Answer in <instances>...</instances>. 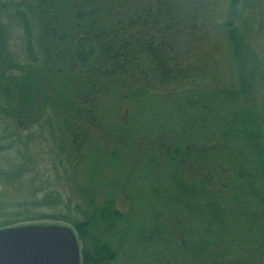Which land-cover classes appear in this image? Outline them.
Wrapping results in <instances>:
<instances>
[{"label":"trees","instance_id":"trees-1","mask_svg":"<svg viewBox=\"0 0 264 264\" xmlns=\"http://www.w3.org/2000/svg\"><path fill=\"white\" fill-rule=\"evenodd\" d=\"M190 1L156 0L150 8L141 6L137 12L144 10L148 16L150 9L154 22L155 14L168 22L150 34L143 31L147 17L100 18L102 13L110 14L109 6H116L115 10L124 0H37L36 8L22 4L25 9L10 2L0 4V16L8 7L15 10V17H4L6 23L0 17V104L4 105L0 114L17 125L13 133L0 137V152L27 147L28 141L23 142L19 132L43 134L49 124L55 134L63 138L68 134L73 149L79 150L97 128L96 102L105 83L118 85L124 98L148 101H157L161 88L175 87L172 91L176 92V86L183 85L184 100L176 108L185 119L183 126L169 143L159 144L165 163L172 168L175 194L192 201L184 209L188 218L198 217L199 223L185 245L181 230H174L167 246L177 254L172 264H244L238 258L224 260V252L232 247L247 251L251 263L258 264L264 257V226L257 223L264 218V104L260 107L256 96H262L264 103V63L238 25L244 11L253 10L258 0H229L227 17L219 13L222 8L214 2L219 0H206L204 10L200 2L201 9L187 8ZM13 18L23 42L21 62L6 47ZM206 25L218 26L227 42L233 72L225 83L221 82L225 63L208 66L207 60L181 57L179 37L184 34L194 40L195 32L202 33ZM207 126L212 130L209 138L198 139ZM194 135L197 146L192 144ZM217 155L226 162H219L215 172H207V178L189 182L180 177L188 162L201 163ZM153 159H149L150 168L155 166ZM20 169L17 176L31 168ZM110 206L107 202L88 209L75 203L70 214L61 192L49 190L32 202L31 209L1 216L0 230L40 221L69 226L79 242L80 264H118V254L106 237L122 216ZM238 220H243L246 230H232L230 226H238ZM100 224L106 228L100 230ZM151 228L144 242L158 236L157 225ZM254 254L260 258L253 259Z\"/></svg>","mask_w":264,"mask_h":264},{"label":"rangeland","instance_id":"rangeland-1","mask_svg":"<svg viewBox=\"0 0 264 264\" xmlns=\"http://www.w3.org/2000/svg\"><path fill=\"white\" fill-rule=\"evenodd\" d=\"M58 1L64 3L66 0ZM8 2L15 7L22 4L37 7V0H0V4ZM154 2L156 0H124L126 7L123 4L113 10L116 6H109L107 8L110 14L102 13L100 18L111 21L112 18L147 17L145 29L139 27L138 30L143 29L150 34L152 30L155 31L168 23L160 14L153 15L156 19L154 22L150 9L147 12L148 16L144 10L137 12L141 6L146 5L150 8ZM199 2L201 8L206 9V0H192L186 3L187 8L195 9L198 6V9H201L197 4ZM214 2L222 8L219 11L222 17L229 16V0ZM127 7L129 11H126ZM8 8L5 9L7 13L0 16L4 23H6L4 17H15L14 8ZM21 8L25 9L23 6ZM242 17L244 20L238 25L246 34V41L255 50L259 60L264 63V0H258L257 6L253 10L244 11ZM216 19L218 20L219 17ZM206 27L202 33H199L200 30L195 32L198 34L194 40L186 38L184 34L179 37L181 57L191 61L207 60L208 66L215 65V62H220L221 65L225 63L227 71L221 79V82L225 83L227 79L231 80V72H233L231 60L229 61L227 56V42L221 34V29H217L218 26L210 28L206 25ZM8 28L7 52L14 60L21 62L23 48L21 32L15 20L8 24ZM210 59H214V62L212 63ZM174 88H161L158 91L160 97L157 101L152 99L148 101L138 100L139 98L134 96H129V99L124 98L118 85L110 83L101 85V94L96 102L97 128L90 132L85 144L79 150L73 149L68 134L64 138L55 134L49 127L50 124L42 129L43 134L31 132L24 135L21 133L25 130L20 131L19 136L23 142L28 141L27 147L21 146L22 148L0 152V220L3 215L31 209L32 202L40 199L49 190L57 189L61 192L70 207V214L73 213L71 209L75 203L90 209L96 206L104 207L108 202L110 207L122 216L113 223V231L106 237L107 242L118 254V264H172L177 260L173 259L177 254H173L171 252L173 250L167 246H170L169 242L175 236L174 230L175 232L181 230L179 235L185 245L191 240V234L199 223L198 217L188 218L184 209L186 203L188 204L187 201H192L175 194L177 189L171 178L172 168L168 166L169 163H165L164 149L159 144L169 143L170 139L175 138L185 121L181 117L182 113L176 111L177 106L184 100L183 85L176 86V92L172 91ZM170 95L171 97H168ZM256 100L262 107L264 104L262 96L257 95ZM0 106L4 105L1 103ZM187 116L192 117V114L188 112ZM7 117L5 114H0V137L16 130L17 125ZM208 131L212 133L208 126L202 129L198 139L207 140ZM198 139L195 140L194 135L192 144L196 145L195 141ZM186 142L190 143L191 139ZM74 153L76 157L72 158ZM151 157L155 158L153 159L155 166L152 168L149 165ZM23 159L29 163H24ZM61 159L63 162H60ZM224 159L222 155H217L201 163L196 160L188 162V167L184 168L186 170H180V177L189 182L192 180L197 182L198 178H207L205 177L207 172H215L220 163L226 162ZM20 168L31 169L29 173L17 176ZM64 169L67 171L64 172ZM47 211L51 213L53 209ZM67 212V209L63 210V213ZM242 222L243 220H238L236 221L238 226L233 224L234 226L230 227L237 232L244 231L246 229L241 225ZM257 223L259 227L264 226V218ZM34 225H53V223L40 221ZM155 225L160 229L158 236L151 242H144L142 238L147 235L146 231H150ZM102 227L106 228L105 225L100 224L99 229L102 230ZM69 228L75 235L74 230ZM224 253L225 261L232 262L238 258L244 264H252L247 251L232 247ZM254 258L258 260L260 257L254 254ZM261 259L260 262L257 261L258 264H264V257Z\"/></svg>","mask_w":264,"mask_h":264},{"label":"water","instance_id":"water-1","mask_svg":"<svg viewBox=\"0 0 264 264\" xmlns=\"http://www.w3.org/2000/svg\"><path fill=\"white\" fill-rule=\"evenodd\" d=\"M0 264H80L78 241L63 225L0 230Z\"/></svg>","mask_w":264,"mask_h":264}]
</instances>
